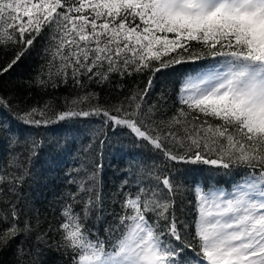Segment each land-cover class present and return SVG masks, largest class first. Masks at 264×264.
Masks as SVG:
<instances>
[{
	"label": "snow or ice",
	"instance_id": "1",
	"mask_svg": "<svg viewBox=\"0 0 264 264\" xmlns=\"http://www.w3.org/2000/svg\"><path fill=\"white\" fill-rule=\"evenodd\" d=\"M45 41L43 90L84 92L28 104L0 95V264H264V0H0V51L13 70ZM175 101L150 99L156 73L185 63ZM147 75L103 101L89 84ZM86 121L99 160L81 149L66 172L56 226L41 228L31 168L35 130ZM126 137L141 159L104 191V147ZM68 151L51 145L53 163ZM159 161V163H157ZM181 165L208 166L189 182ZM133 165H130V169ZM204 171V169H201ZM218 177H226V187ZM190 197L191 218L177 213ZM108 217H111L109 220Z\"/></svg>",
	"mask_w": 264,
	"mask_h": 264
},
{
	"label": "trees",
	"instance_id": "2",
	"mask_svg": "<svg viewBox=\"0 0 264 264\" xmlns=\"http://www.w3.org/2000/svg\"><path fill=\"white\" fill-rule=\"evenodd\" d=\"M45 41H40L33 52L28 55L21 63L13 70L0 76V95L7 94L9 98H15L16 101L25 100L28 104L38 102L43 104L45 101H53L58 108L64 107V98L69 100L75 99L77 95H83L84 92L74 90L71 85H61L56 89L43 90L33 86V81L41 73L44 66V58L41 55ZM11 59L10 52L0 51V65H6ZM194 64L185 63L175 66L174 68L165 69L155 74L153 80V88L150 99L155 102L161 95H164L171 107L175 101L181 81L182 74L190 73L194 69ZM147 75H137L135 77H127L124 81H120L118 77H113L111 83L106 85L89 84L88 91L99 93L103 101L111 100L119 94L117 89L118 84H123L122 91L126 92L129 89L143 88L147 82ZM72 131H65V124H53L48 129L35 130L37 133L35 139L44 141V146L38 150V155L33 159L31 168L35 174V184L33 191L38 196L34 200L35 208L41 217V228L47 229L50 225L56 226L60 216L57 210L60 207L59 201L64 194L71 190L73 186L66 183V172L72 167L78 165L79 159L82 158L81 149L87 147L91 143L92 147L88 155L92 156L93 160H99V149L97 142L89 141L82 130L87 126L86 121H70ZM59 141L68 149L61 157L58 164H54L53 156L59 153L51 152V145ZM7 147L0 143V156L7 152ZM104 155L100 162L104 165L103 180L104 191L111 192L126 172L134 170V161L141 159L140 149L132 147L126 137H115L112 139L111 146H105L103 149ZM159 163V161H157ZM130 165L133 167L130 169ZM182 173L187 175L189 182L195 180L203 182L208 175L204 165H188L179 166ZM204 169V171H201ZM222 187H226L229 183L226 177H218ZM184 203H179L177 213L183 212L185 219L191 218V205L188 203L190 197L184 196ZM110 220L111 217H108ZM39 259L46 261L47 264H63L68 259L67 255H61L60 252H45Z\"/></svg>",
	"mask_w": 264,
	"mask_h": 264
},
{
	"label": "rangeland",
	"instance_id": "3",
	"mask_svg": "<svg viewBox=\"0 0 264 264\" xmlns=\"http://www.w3.org/2000/svg\"><path fill=\"white\" fill-rule=\"evenodd\" d=\"M206 63H208L207 61H201V62H199V64H194V69H196L198 66H203V65H205ZM193 71V70H192ZM192 71L190 72V73H192ZM189 73V74H190Z\"/></svg>",
	"mask_w": 264,
	"mask_h": 264
}]
</instances>
